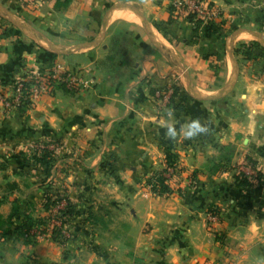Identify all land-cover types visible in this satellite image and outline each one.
I'll list each match as a JSON object with an SVG mask.
<instances>
[{"label": "crops", "instance_id": "obj_1", "mask_svg": "<svg viewBox=\"0 0 264 264\" xmlns=\"http://www.w3.org/2000/svg\"><path fill=\"white\" fill-rule=\"evenodd\" d=\"M174 1L46 0L29 10L0 0V92L53 66L87 82L29 110L0 108V264H264V58L234 56L240 44L264 49V0H204L218 13L215 34L206 22H169ZM173 83L182 111L151 93ZM35 144L56 162L31 164ZM170 147L176 174L157 196L143 184ZM239 171L261 180L243 188ZM41 184L74 209L63 243L15 233L43 216Z\"/></svg>", "mask_w": 264, "mask_h": 264}, {"label": "built area", "instance_id": "obj_2", "mask_svg": "<svg viewBox=\"0 0 264 264\" xmlns=\"http://www.w3.org/2000/svg\"><path fill=\"white\" fill-rule=\"evenodd\" d=\"M19 1L26 9L36 10L46 0ZM172 7L174 8L173 20L186 17L188 13H195L203 22H208L218 16L217 11L213 7L205 3L201 4L198 0H191V2L176 0L173 2ZM86 85L87 82L79 74L64 70L60 66L48 68L43 73L39 71L30 72L2 89L0 92V108L5 113L24 111L32 108L41 98L51 96L56 87H61L68 92H75ZM171 91V89H164L163 91L155 90V97L159 105H162V107L167 105V95ZM43 149V146L34 148L37 153H40ZM239 173L241 172L239 171ZM255 175L254 173L248 177H254ZM206 221L209 229H212L218 224L219 216L208 213ZM35 234L37 233L32 229L28 233V237H34ZM202 264L212 263L205 261Z\"/></svg>", "mask_w": 264, "mask_h": 264}, {"label": "trees", "instance_id": "obj_3", "mask_svg": "<svg viewBox=\"0 0 264 264\" xmlns=\"http://www.w3.org/2000/svg\"><path fill=\"white\" fill-rule=\"evenodd\" d=\"M198 2H201V4H204V0H198ZM210 6V4H208ZM170 12V20L169 22L173 21V13L174 8L171 6L169 9ZM186 19L195 25L202 24L203 21L197 17L195 13H188L186 16ZM205 29L207 33L215 34L218 30V27L214 25L213 20H210L206 22ZM235 57L239 58L240 60L244 62H251L256 63L262 58H264V49L259 46L257 43H249V44H240L236 50H235ZM46 69L39 70V72H45ZM27 73H24L20 78H22ZM171 89L172 93L170 96V99L168 100V104L166 105L168 109L170 110H176V111H182L184 106L182 104L176 103V99L179 96V93L181 91V88L177 83H173L169 88ZM152 91V95H153ZM23 110H20L22 112ZM52 153L48 151L46 148L40 151V153H35L30 158V163L40 166H47L52 163ZM177 161V155L172 151V148L170 147L167 151V154L165 156V168L157 173H154L152 175V182H150V185L152 187L153 194L160 196L164 194H169L171 192V189L168 185L167 179L165 178L164 174L167 169L174 168V165ZM249 166L251 168H254L252 163H249ZM261 180V176L259 173H256L254 177H247L244 174H239L236 177V182L239 186H242L243 188H252L253 186L257 185ZM60 200L56 199L54 202L50 203L49 200L46 202L45 209L49 210V206L55 205L54 203H58ZM208 213L218 215V212L216 209L210 208L208 210ZM15 215V210H13L12 215L13 217ZM57 215L59 219L61 220L60 227H53V229L50 231V240L53 242L63 243L66 241V238L62 234V229L64 225H66L74 216V209L71 206L69 202H66L65 208L61 211H57ZM44 224L42 221H39L38 219H32L29 216H26L21 224L15 229V233L18 237H21L25 240L26 243L34 244L30 239H28V233L34 229L38 228L39 225ZM27 236V237H25Z\"/></svg>", "mask_w": 264, "mask_h": 264}, {"label": "rangeland", "instance_id": "obj_4", "mask_svg": "<svg viewBox=\"0 0 264 264\" xmlns=\"http://www.w3.org/2000/svg\"><path fill=\"white\" fill-rule=\"evenodd\" d=\"M84 87H86V86H84ZM84 87L78 89L77 91L83 89ZM56 88H61V87H56ZM157 90L163 91L164 88L163 87L162 88H157ZM77 91H75V92H77ZM75 92H70V93H75ZM154 92H153V97L156 100V97H155V93ZM156 103L158 104V101L157 100H156ZM158 106L162 107V105H158ZM166 108H167V106H166ZM29 109H31V108H29ZM29 109H26V110H29ZM40 146H43L48 151H51V149H48L46 145H43V144H35V145H32V148H31L32 154H30V158L35 153L37 154V152L34 150V148L35 147H40ZM51 157H52V163L53 162H56V156H55V154H52ZM173 169L174 168H169V171L166 170V172L164 174V176L165 175H168L167 176L168 178L165 177L168 181L171 178H173L170 174H172L173 176H175L174 174H176V173H174L175 171ZM176 170L179 172V169L178 168ZM55 175L56 174L54 173V176ZM44 177H45V174L44 173H40L39 174V178H40L39 180H42ZM145 181L146 182H144V184H143L144 189H147L148 191H150L151 193H153L152 192V187L150 185V182H152V175L150 177H148V179H146ZM40 183H41V181H40ZM39 188L41 189V192H40L41 193V198H40V201L38 202V204H39V208L41 207L42 210H44L45 215L43 213L42 214L43 215L42 217L40 215L37 217V219L39 221H42L44 224H42V225L40 224L38 228H34V231L37 234L38 233L39 234L38 235L35 234L34 237H31V240H32L33 243L40 242V241H45V240H50V234H49L50 231L53 229V227H57L58 228L60 226V224H61V220L59 219V217L57 215V211L63 210L65 208V205H66V202L61 201V202H58V203H54L55 205H53V206L47 207V208H49V210L48 209L46 210L45 209L46 202H47V199H46L47 196H46V194L47 193L48 194H52V191L49 188H46L44 184L39 185ZM54 198H55V196L52 194V199L49 200L50 203H52V202H54L56 200ZM62 234H63L64 237H66L65 231L63 229H62ZM28 239H30V238H28Z\"/></svg>", "mask_w": 264, "mask_h": 264}, {"label": "clouds", "instance_id": "obj_5", "mask_svg": "<svg viewBox=\"0 0 264 264\" xmlns=\"http://www.w3.org/2000/svg\"><path fill=\"white\" fill-rule=\"evenodd\" d=\"M197 127H198V125H197Z\"/></svg>", "mask_w": 264, "mask_h": 264}]
</instances>
